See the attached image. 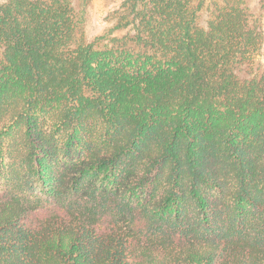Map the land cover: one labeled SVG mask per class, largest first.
Instances as JSON below:
<instances>
[{"label": "trees", "instance_id": "trees-1", "mask_svg": "<svg viewBox=\"0 0 264 264\" xmlns=\"http://www.w3.org/2000/svg\"><path fill=\"white\" fill-rule=\"evenodd\" d=\"M95 1L0 0V264H264V0Z\"/></svg>", "mask_w": 264, "mask_h": 264}, {"label": "rangeland", "instance_id": "rangeland-1", "mask_svg": "<svg viewBox=\"0 0 264 264\" xmlns=\"http://www.w3.org/2000/svg\"><path fill=\"white\" fill-rule=\"evenodd\" d=\"M119 1L120 0H116V2ZM261 2L262 0H247L248 6H250L252 12L256 14L260 12ZM115 7L116 4L110 0H97L93 5L89 6L85 22V35L88 40H92L96 36L102 34L110 26V12ZM204 20H208V13H204ZM2 52L3 51L0 48V61L2 58ZM258 61H263V58L258 57L257 62ZM245 71L246 70H241V75L244 74ZM68 139V136L64 133L56 134V139H54V145L57 148L56 158L61 167L73 166L79 162L80 158H82L83 153Z\"/></svg>", "mask_w": 264, "mask_h": 264}]
</instances>
